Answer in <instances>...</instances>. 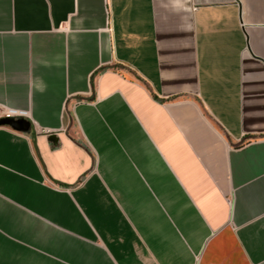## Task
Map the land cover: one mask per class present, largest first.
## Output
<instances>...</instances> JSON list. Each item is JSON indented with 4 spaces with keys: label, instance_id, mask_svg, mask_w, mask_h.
I'll list each match as a JSON object with an SVG mask.
<instances>
[{
    "label": "crops",
    "instance_id": "0c3cea01",
    "mask_svg": "<svg viewBox=\"0 0 264 264\" xmlns=\"http://www.w3.org/2000/svg\"><path fill=\"white\" fill-rule=\"evenodd\" d=\"M0 107V264H264V0H0Z\"/></svg>",
    "mask_w": 264,
    "mask_h": 264
},
{
    "label": "water",
    "instance_id": "95a60500",
    "mask_svg": "<svg viewBox=\"0 0 264 264\" xmlns=\"http://www.w3.org/2000/svg\"><path fill=\"white\" fill-rule=\"evenodd\" d=\"M0 125H9L16 130L24 131V132H28L31 129L30 121L23 116L1 117L0 118ZM52 138L54 139V137H52Z\"/></svg>",
    "mask_w": 264,
    "mask_h": 264
},
{
    "label": "built area",
    "instance_id": "2783aa9c",
    "mask_svg": "<svg viewBox=\"0 0 264 264\" xmlns=\"http://www.w3.org/2000/svg\"><path fill=\"white\" fill-rule=\"evenodd\" d=\"M22 111H16L14 109H4L0 107V118L1 117H18V116H23Z\"/></svg>",
    "mask_w": 264,
    "mask_h": 264
}]
</instances>
